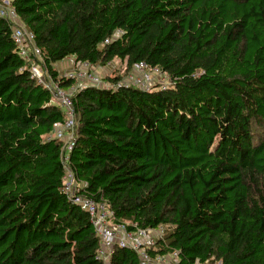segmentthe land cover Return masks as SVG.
I'll return each instance as SVG.
<instances>
[{"label": "trees", "instance_id": "trees-1", "mask_svg": "<svg viewBox=\"0 0 264 264\" xmlns=\"http://www.w3.org/2000/svg\"><path fill=\"white\" fill-rule=\"evenodd\" d=\"M47 77L68 57L140 63L169 82L85 87L67 167L128 232L164 228L150 255L264 264V0H11ZM0 18V264H104L89 215L68 200L64 112L31 78ZM107 41V42H106ZM119 74L108 77L113 86ZM262 129L255 134L254 129ZM108 264H140L116 245Z\"/></svg>", "mask_w": 264, "mask_h": 264}, {"label": "built area", "instance_id": "built-area-1", "mask_svg": "<svg viewBox=\"0 0 264 264\" xmlns=\"http://www.w3.org/2000/svg\"><path fill=\"white\" fill-rule=\"evenodd\" d=\"M0 18L10 24L12 28L11 39L17 47L19 56L24 60H28L29 56L32 55L39 60L29 69L31 78H34L38 84L49 91L54 102L64 112L63 122L54 126L47 139L63 142L65 176L62 178V190L68 196L69 201L79 206L89 215L90 222L94 226L100 240L97 258L102 260L104 264H108L112 247L116 245L134 251L139 258L140 264H176L178 262L176 253L155 255L154 257L150 255L151 250L155 251L157 242L163 240L164 228L128 232L122 225L112 224L110 221L112 214L109 207L105 203H95L83 197L82 193L80 194L83 185L74 180L70 169L67 167L68 153L73 146L76 128V119L71 101L74 94L79 89L82 90L88 86L100 88L135 87L147 91L152 88L148 83L150 81V73H161L156 68H148L140 63L133 66L135 74L131 72L125 76H120L115 86L111 84L108 86L109 82H103V78L97 72L103 69L107 71L105 76L115 77L111 76L115 69L110 63L105 67H93L88 63L77 62L74 58L68 57L63 62L70 66V70L64 73L63 77L70 79L72 84L67 90H63L58 84L52 82L51 78L47 77L42 66V60H40V50L33 43V35L19 23L18 16L11 6V0H0Z\"/></svg>", "mask_w": 264, "mask_h": 264}, {"label": "rangeland", "instance_id": "rangeland-1", "mask_svg": "<svg viewBox=\"0 0 264 264\" xmlns=\"http://www.w3.org/2000/svg\"><path fill=\"white\" fill-rule=\"evenodd\" d=\"M110 65L113 66V68L115 69V71L111 74V76H116L117 74H119V76H125L126 74L134 71V69H133L134 67H132L129 70H126L125 63L118 61V60L112 61L110 63ZM53 68L56 70V72L59 76H64V73H66L67 71L70 70V66L66 62H63V61L60 63H56L53 66ZM105 72H107V71L102 69V70H99L97 72V74L98 73L100 74V76L103 78V82H109L108 80L110 77L108 78L107 76H105ZM149 78H150V81L148 83H149V86L151 85L152 87H155L157 85L163 86V85L169 84V82H167L168 79L164 75H161L159 73H150ZM108 86H110V83H108ZM254 133L259 135V134L263 133V130L255 128Z\"/></svg>", "mask_w": 264, "mask_h": 264}]
</instances>
